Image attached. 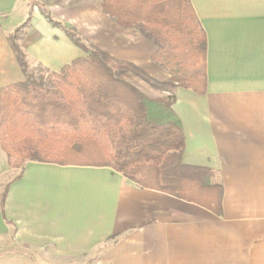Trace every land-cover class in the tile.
Returning <instances> with one entry per match:
<instances>
[{"label": "crops", "instance_id": "obj_1", "mask_svg": "<svg viewBox=\"0 0 264 264\" xmlns=\"http://www.w3.org/2000/svg\"><path fill=\"white\" fill-rule=\"evenodd\" d=\"M37 1L72 28L71 0ZM190 1L206 34V92L172 88L171 108L183 130L181 162L206 169L208 188L187 198L105 166L11 168L0 145V240L10 235L35 255L30 264H264V0ZM77 7L104 15L99 0ZM26 16L22 0H0V89L25 79L7 36ZM109 19L113 32L141 34ZM141 36L152 62L155 46ZM19 45L29 67L53 72L87 55L36 10ZM124 79L149 98L168 95ZM157 83H169L167 72Z\"/></svg>", "mask_w": 264, "mask_h": 264}, {"label": "trees", "instance_id": "obj_2", "mask_svg": "<svg viewBox=\"0 0 264 264\" xmlns=\"http://www.w3.org/2000/svg\"><path fill=\"white\" fill-rule=\"evenodd\" d=\"M22 1L28 16L7 41L25 79L0 89V145L9 167L29 161L105 166L140 186L187 198L208 188L206 169L181 162L183 130L171 108L172 88L206 92V34L191 1L99 0L104 15L121 28H136L155 46L151 61L169 75L168 95L157 98L122 77L145 78L132 63L89 49L45 4ZM34 10L87 55L54 72L29 67L19 41ZM215 189L211 199L219 205ZM3 200L4 194L1 210Z\"/></svg>", "mask_w": 264, "mask_h": 264}, {"label": "rangeland", "instance_id": "obj_3", "mask_svg": "<svg viewBox=\"0 0 264 264\" xmlns=\"http://www.w3.org/2000/svg\"><path fill=\"white\" fill-rule=\"evenodd\" d=\"M71 1L73 7L70 14H67L66 16L70 18L71 22H73L72 24L75 26L73 25L72 29L74 28L75 32L84 43L85 41L82 35L86 37V40L88 41H86L85 45L89 49H102L108 53H117L123 58L136 59L134 65L144 73L145 78H139L131 72L125 73L122 77H127L130 80L132 79V82H137L141 86L147 87L148 90L155 94H163V89H168L167 86H161V84L157 83V80L163 81L165 79L166 72L162 68H159V66L157 68V65L148 61L147 58L144 57L149 44L141 36L142 34H136L135 37V34L133 35L132 32L127 35V32L124 30H122V32H113L108 26L110 19L106 16L101 13L94 15L77 9L78 3L85 1L89 4L95 5L98 0ZM75 27H78L80 31ZM31 68L35 69L37 66ZM34 257L35 255L33 254H29L28 252L25 254L22 252V248L16 246L14 239H12L10 235L0 240V264H30Z\"/></svg>", "mask_w": 264, "mask_h": 264}]
</instances>
